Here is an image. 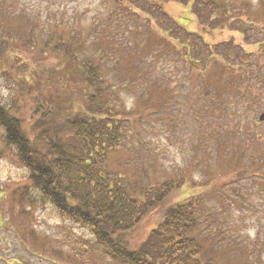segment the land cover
<instances>
[{
  "label": "rangeland",
  "instance_id": "374dc122",
  "mask_svg": "<svg viewBox=\"0 0 264 264\" xmlns=\"http://www.w3.org/2000/svg\"><path fill=\"white\" fill-rule=\"evenodd\" d=\"M234 1H246L250 12L257 10L260 2ZM8 2L11 12L22 14L18 22L31 19V33L37 36V40H31L30 48L17 40L10 43L11 51H0V104L11 107L10 112L23 120L28 138L31 140L32 121L42 116L39 111L59 107L60 113L65 114L69 103L64 98H68L67 93L77 91L71 88L66 92V82L58 70L62 60L53 52L57 40L46 47L50 51L43 48L42 42L47 36L76 32L81 40L89 42L87 49L102 58L106 75L116 79L113 89L118 93L117 102L131 111V117L126 120V135L108 155V171L121 176L135 196L174 178L186 180L176 200L205 190L218 191L217 198L206 200L209 205H215L200 217L194 231L203 246L202 261L205 264H264V188L249 185L245 177L237 184L241 185L240 189L231 188L229 183L234 175L228 173L226 162L209 155L210 139L206 136L211 124L220 118L225 97L212 99L200 78V75L205 77L211 67L223 71L225 63H234L236 67L232 71L243 77L245 90L243 97L238 95L231 101L243 110L241 127L247 131L245 136L257 129L253 120H258L260 113L264 115L261 91L264 89V19L249 20L235 10L233 21L213 30H202L189 11V3L165 2L162 8L174 22L201 34L204 41L216 46V55L207 61L204 72L199 73L196 66L201 65L208 54L203 39L193 37L198 45L191 49V57L198 63L188 64L182 56V48L159 29L154 16L130 7L131 0H121L120 4L115 0ZM93 41L96 43L91 48ZM103 44L112 45L113 53L102 54ZM226 57L228 60L224 61ZM132 62L136 63L137 72ZM25 77L31 78L34 85L41 81V85L33 88V98L31 94L19 97V86ZM155 80L159 85L153 89L150 84ZM40 89L45 90L43 98L38 97ZM150 93L160 102V108L152 110L144 103ZM193 93H200L208 100H195ZM200 104V111L212 107L215 112L207 116L205 111L199 114ZM77 105L73 102L72 109ZM260 129L264 132V125ZM233 131L231 128L228 134ZM2 134L0 130V264H112L90 250L88 242L92 236L86 228L59 218L50 205L18 204L28 185V171L17 159L14 146L4 144ZM200 143L201 147H196ZM148 221L149 227L155 224L151 216H146L142 223ZM137 232L145 233L146 229H136L129 233L130 237H138Z\"/></svg>",
  "mask_w": 264,
  "mask_h": 264
},
{
  "label": "trees",
  "instance_id": "16d2710c",
  "mask_svg": "<svg viewBox=\"0 0 264 264\" xmlns=\"http://www.w3.org/2000/svg\"><path fill=\"white\" fill-rule=\"evenodd\" d=\"M115 1L121 3V0ZM167 1L189 3V11L202 30H213L233 21L237 13H234L235 10L248 16L249 20L264 19L262 0L257 10L252 12L246 1L131 0L130 7L154 16L159 29L182 48V56L188 64L198 63L191 57V49H196L198 45L193 37H200V40L203 37L174 22L162 8ZM8 3V0H0V51H11L10 43L17 40H22L23 46L30 48L31 40H37V36L31 33V19L18 22L22 14L19 16L11 12ZM108 19L109 16L106 17ZM79 35L76 32L66 36L58 33L55 37L47 36L42 42L43 48L50 51L47 49L49 43L57 40L53 52L62 60L58 70H61L62 79L66 82V92H70L71 88L77 90L76 93L71 91L76 99L69 93L68 98H64L69 103L65 114L60 113L59 107L52 109L56 115L51 110L39 111L42 116L32 121L30 140L23 130V120L10 112L11 107L0 104V130L4 144L14 146L17 159L28 171L26 192L22 195L23 199L17 201L18 204L24 203L26 207L50 205L59 218L86 228L92 236L88 242L90 250L112 264H205L202 261L203 246L194 231L200 217L215 205H209L206 200L217 198L219 192L205 190L176 200L181 196L180 188L186 180L174 178L157 183L135 196L129 192L128 183L121 176L108 171V155L126 135V120L131 117V111L117 102L118 93L113 89L116 79L106 75L107 68L102 58L90 52L87 49L89 42L81 40ZM93 43H90L91 48L96 41ZM207 43H202L206 45L208 54L204 62L196 66L199 73L204 72L207 61L216 55V46ZM161 44L166 48L165 40ZM100 49L102 54L113 53L114 47L103 44ZM135 65L133 63L132 66L135 68ZM224 66L225 71L211 67L205 77L200 75L201 84L209 89L212 99L225 97L220 118L217 123L211 124L206 136L212 142L208 140L207 149L209 155L226 162L228 173L234 175L229 183L231 188L240 189L241 185L237 184L244 177L249 185L264 188V132L260 129L264 120L255 118L251 123L258 126L257 129L245 136L247 131L241 127L244 123L243 110L236 108L231 101L238 95L243 97L245 82L242 76L232 71L236 67L234 63L227 62ZM240 67L246 73L243 66ZM33 80L27 77L21 80L19 97L31 94L33 98V88L41 85V81H36L34 85ZM151 85L155 89L159 82L152 81ZM44 91L40 89L38 97L43 98ZM261 91L264 93V89ZM152 96L153 93H150L144 103L156 110L160 108V102ZM194 99L208 100L200 93L194 94ZM73 102L78 104L75 109H72ZM201 104L197 107L199 111ZM202 111L207 112L205 116L215 112L212 107ZM231 128L234 131L228 134ZM196 147H201V143ZM146 216L155 218L151 227L149 221L142 223ZM136 229H146V232H137L138 237H130L129 233Z\"/></svg>",
  "mask_w": 264,
  "mask_h": 264
},
{
  "label": "water",
  "instance_id": "95a60500",
  "mask_svg": "<svg viewBox=\"0 0 264 264\" xmlns=\"http://www.w3.org/2000/svg\"><path fill=\"white\" fill-rule=\"evenodd\" d=\"M259 120L262 121L264 119V115L261 113L259 116H258Z\"/></svg>",
  "mask_w": 264,
  "mask_h": 264
}]
</instances>
